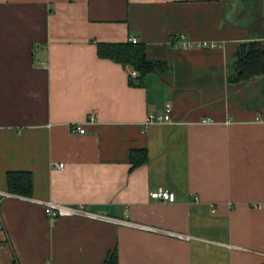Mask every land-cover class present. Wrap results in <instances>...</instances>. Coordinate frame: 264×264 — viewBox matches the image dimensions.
Returning <instances> with one entry per match:
<instances>
[{
	"label": "crops",
	"instance_id": "obj_1",
	"mask_svg": "<svg viewBox=\"0 0 264 264\" xmlns=\"http://www.w3.org/2000/svg\"><path fill=\"white\" fill-rule=\"evenodd\" d=\"M130 36L165 66L136 86L95 50ZM252 42L264 0H0V264H264V73L234 78Z\"/></svg>",
	"mask_w": 264,
	"mask_h": 264
},
{
	"label": "trees",
	"instance_id": "obj_2",
	"mask_svg": "<svg viewBox=\"0 0 264 264\" xmlns=\"http://www.w3.org/2000/svg\"><path fill=\"white\" fill-rule=\"evenodd\" d=\"M249 1V0H247ZM257 1V0H253ZM242 48L236 52L235 79L247 80L254 75L264 73V49L257 43H247L245 50ZM96 55L99 58L108 59L121 66H128L137 72L136 77L128 76L130 85H141L146 73L153 70H163L164 63L152 61L147 58L145 47L142 43H131L126 40L120 43L97 42L95 44ZM146 156L142 150L129 152L130 168L145 162ZM7 192L28 196L31 189V176L28 172L11 171L6 173ZM101 264H118L115 249L109 250Z\"/></svg>",
	"mask_w": 264,
	"mask_h": 264
},
{
	"label": "built area",
	"instance_id": "obj_3",
	"mask_svg": "<svg viewBox=\"0 0 264 264\" xmlns=\"http://www.w3.org/2000/svg\"><path fill=\"white\" fill-rule=\"evenodd\" d=\"M128 41L131 43H135L137 40L130 36L127 38ZM169 42L173 47L181 46V47H188L191 46L192 44L186 39L185 35L183 33H179L176 35H173L169 37ZM197 47H213V43L211 42H199L196 44ZM130 75H134L135 72L131 71L129 72ZM169 112H170V106L169 104H165L163 107V112L161 114H153L151 112L147 113L145 116V119L143 121V124H148L152 122H167L169 121ZM94 119V115L92 113L88 114L85 122H91ZM210 119H204L203 122H210ZM73 131L76 133H83V128L81 125H75L73 127ZM61 163H58L57 166L61 167ZM149 197L153 199H158V200H167V201H172L173 200V193L163 189V188H157L154 191L149 192ZM43 211L44 214L52 219L56 216H63V215H70V214H75V213H83L85 214V211L80 210V208H73L57 203H53L51 201H45L43 203ZM88 214V213H87Z\"/></svg>",
	"mask_w": 264,
	"mask_h": 264
}]
</instances>
